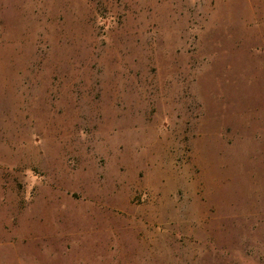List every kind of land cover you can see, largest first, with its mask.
Returning a JSON list of instances; mask_svg holds the SVG:
<instances>
[{"label":"rangeland","instance_id":"rangeland-1","mask_svg":"<svg viewBox=\"0 0 264 264\" xmlns=\"http://www.w3.org/2000/svg\"><path fill=\"white\" fill-rule=\"evenodd\" d=\"M0 264H264V0H0Z\"/></svg>","mask_w":264,"mask_h":264}]
</instances>
